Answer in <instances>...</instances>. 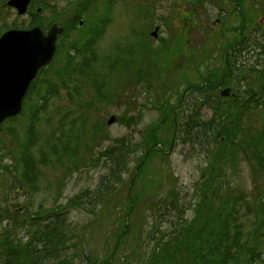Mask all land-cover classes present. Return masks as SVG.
<instances>
[{"label": "rangeland", "instance_id": "374dc122", "mask_svg": "<svg viewBox=\"0 0 264 264\" xmlns=\"http://www.w3.org/2000/svg\"><path fill=\"white\" fill-rule=\"evenodd\" d=\"M6 1L0 0V32L7 28L24 29L29 22L26 15L17 16L15 11L7 10L3 6ZM212 1L211 4L206 0L204 7L208 16L202 11V5L199 8L194 6L186 13L180 12L178 16L180 22L177 24V29L182 30L183 34H187L186 26L194 25L193 20L197 14L200 19V24L192 32H198V47L204 50L201 53L195 50V54L191 56L188 53L191 49L186 51L183 44L185 38L180 42L172 38L174 43H168L166 49L159 43L151 41L149 33L153 30L154 24L158 25L159 22L156 16L153 17L151 2L118 0L110 18V26L99 38L98 43L93 45L97 53L94 57L97 59L91 62L88 58L86 62L89 66L85 71L82 73V68H78L79 71L74 74L76 80L67 84L61 79L64 71L61 62L70 51L69 47L66 50L62 46L64 43L69 44L72 39L82 40L85 35L87 36L86 29L75 28V22L68 26L69 36L60 38L54 64L43 73L44 78L39 75L38 80H41V83L37 82L32 92L33 96L38 90L37 93L43 96L49 84L56 87L55 97L51 98L34 124L37 140L30 148V154L40 164L37 166L38 191L32 195L27 194L25 182V176L30 172L29 163L25 158L18 157L21 148H26L24 146L29 137L28 130L31 125L29 123L32 122L29 114L33 112L39 95L36 97L34 95L32 101L31 98L26 101L21 116L7 120L0 126V215H5L3 219H6V215L10 212H25V207L44 214L68 206L69 201L78 199L77 195H81L86 190L91 191L101 184L109 171L110 148L119 145L122 139L131 147L135 146L132 150L123 149L128 152L127 157L123 159L125 165L122 163L117 174L111 179V191L108 195L100 193L102 197L91 207L88 205L82 207L83 205H80L82 201L79 199L80 202L67 212V223L76 226L74 229L76 238L70 243L78 242V244L76 249H71L68 253L61 252L58 258L49 259L50 264H56L65 255L71 261L70 257L76 251L84 252L83 255L87 259L84 264H100L106 258L110 260L109 264H124L126 257L145 254V249L135 248L134 235L129 233L125 239L119 236L124 226L129 229L128 224H130L131 227L140 229L145 237L153 230L151 226L154 221H160V230L170 232L172 228L168 221L174 214L170 211L163 214L156 212L158 207L156 201L160 199L162 202L173 192L174 195L177 193V200L193 205L191 198L194 195V198L197 197V193L194 194L195 185L198 183L200 170L206 165V155L210 153L212 144L207 140L204 141L205 137L203 138L202 135L204 132L200 130L201 128H193L190 143L183 140L180 133L171 144L174 121L176 116L179 117L180 113H183L179 101L181 94L190 84L206 86L210 93L214 91V94L205 95L208 102H214L218 98L220 91L216 88L232 89V85L234 87L232 78L219 87L216 80H221V77L215 78L213 75L216 74L209 72L214 66L221 64L220 71L225 73L231 58L224 59L222 63L212 50L217 42H220L219 44L228 42L232 45L239 43L238 39L234 40L232 33L221 28L222 21L218 23L216 20L220 14H224L219 9L222 4L223 8L228 5L229 11L232 10L231 1L226 0L224 3L222 0L220 3H216L219 0ZM246 1L245 14L247 20L251 21L247 26H257L258 32H264V0ZM92 2L95 3V0ZM84 3L86 2L82 0H54V6L41 13L39 22L46 28L51 23L62 26L67 23L65 19L76 12L75 7L78 8ZM158 3L156 1V4ZM171 5V2L164 4L162 11L169 13L165 10V6L169 8ZM156 7L160 11V3ZM235 11L234 8L231 14H235ZM85 15L86 13L82 16L79 14V18L84 19ZM184 17L189 20L183 19ZM232 19L231 22H225L227 26L242 25V21L237 17ZM185 21L187 23L183 27ZM205 24L213 33H218L213 34L217 36L211 37V34L202 33ZM46 28L41 27L43 30ZM206 40H209L207 44H203L202 42ZM80 43L76 45L78 50ZM177 51L183 53L178 54ZM79 52V59L82 58L83 61L86 54L81 50ZM130 58L135 64L138 63L135 67L136 71H141V66L154 58L158 67L162 69L161 72H166L160 75V84L154 85L155 89L146 90L141 86L132 89L133 84L128 80L126 72H121V68L127 67ZM189 59L195 61L193 65L189 64ZM187 64L190 66L186 67ZM92 80L96 83L92 84ZM163 82L164 87L161 85ZM39 85L41 86L38 89ZM133 96L136 101L132 99ZM186 102L191 105L193 100H185L184 103ZM137 103L144 107L133 124V130H129V117L135 114L133 111ZM147 104L150 108L146 106ZM203 108L200 118L206 121L210 118L212 110L210 107ZM192 111L190 108V113H184L185 117L180 128ZM111 115L116 120L113 124L107 125L106 120ZM262 118H264V106L255 110L251 126H259ZM52 146L55 148L53 149ZM45 154H48L47 162L44 161ZM147 155L149 157H146ZM238 158L233 184L240 190L239 192L242 191L250 196L254 186L252 171L246 160ZM17 160L22 161L16 164ZM153 215L158 217L153 219ZM162 215L169 216L162 217ZM186 215L191 219V210ZM248 223H254L252 214L248 215ZM262 238L264 239V233ZM74 262L78 260L74 259ZM128 264H138V262L132 259Z\"/></svg>", "mask_w": 264, "mask_h": 264}, {"label": "trees", "instance_id": "16d2710c", "mask_svg": "<svg viewBox=\"0 0 264 264\" xmlns=\"http://www.w3.org/2000/svg\"><path fill=\"white\" fill-rule=\"evenodd\" d=\"M82 1L86 3L79 5L78 8L82 10V15L87 13L89 26L87 36L82 38L83 41L74 39L75 41L69 47V51L73 48L76 54H67L68 63L63 66L64 71L61 75V79H64V76L69 78V83L76 80L74 74L79 71L78 68H82L83 73L89 66L86 60L89 58L92 62V57L97 54L93 46L97 39L94 38L102 29V20L108 16L110 10L107 7L104 11H100L99 4H95L103 0H95V3L92 2L93 0ZM246 22L251 23L247 20V16ZM68 34L67 32L66 36ZM79 43L78 50L76 45ZM247 48L245 58L232 61L231 74L228 73V69L225 70V79L232 78L234 83L231 97L218 96L214 102H208L205 98V95H210L208 88L196 85L194 90L197 91V95L190 99L193 100L192 104L188 105L186 102L187 105L180 107L183 108L182 115L185 112L190 113V108L193 110L181 128L180 117L176 116L177 137L181 133L183 140L190 143L193 128H201L200 130L205 134H202L203 138L205 137L204 141L207 140L212 144L210 153L206 155V165L200 170L199 180L195 185L194 194L196 192L197 197L194 198L193 194L194 197L191 198L193 205L177 200V193L174 195L173 192L162 202L160 199L155 200L158 206L156 212L163 214L170 211L174 214L168 221L172 228L170 232L160 230V221L153 223L151 226L153 230L145 237L140 229L133 228L130 224H128L129 229L124 226L119 236L125 239L130 233L135 236V248L145 249L144 255L139 253L126 257L124 264H128L132 259L138 264H264V239L262 238L264 231L259 228V225L249 231L251 226L252 229L259 222L261 225L264 222V118L261 119L259 126H251L255 110L264 106V32L259 35H249ZM80 50L86 54L83 61L82 58L79 59ZM137 66L138 63H134V67ZM56 75L58 76L59 73ZM213 76L218 78V75ZM94 82V80L91 81L92 84ZM136 107L137 104L133 111L135 114L129 117V129L137 121ZM203 107H210L212 110L213 115L209 121H203L200 118ZM45 108L46 105L37 101L35 110L29 114L32 122L29 123L31 125L28 130V141L24 146L26 148H21L18 157L25 158L30 166V172L25 176L26 191L30 195L38 191L37 166L40 164L30 154V148L37 140L34 124ZM173 111L174 109L171 110V114ZM195 138L194 136V140ZM134 147L124 143L122 139L119 145L110 148L108 150V159L111 161L109 171L100 182L101 184L91 191L86 190L81 195H77L78 199L69 201L68 206L47 211L44 214L25 207V212H10L6 215V219H3L5 215H0V264H50L48 260L52 257L58 258L61 252L68 253L71 249H76L78 242L70 243L76 238L74 233L76 226L67 223V212L80 202L79 199L82 201L80 204L83 205L82 207L84 205L91 207L102 197L100 193L108 195L111 191V179L117 174L120 165L122 163L125 165L123 159L127 157L128 152L123 149L132 150ZM47 155L44 156L46 162ZM148 155L146 157H149ZM104 156L107 157V155ZM238 157L246 160L252 171L254 186L250 196L242 191L239 192L240 190L233 184ZM21 161L17 160L16 164ZM24 165L23 163V167ZM189 210H191V219L186 215ZM250 214L253 215V224L248 223ZM168 216L162 215V217ZM164 222L167 223V221ZM83 254L84 252L81 251L74 252L70 257L71 261L65 255L56 264H77L78 262L84 264L87 259ZM74 259L78 262L75 263ZM109 263L110 260L106 258L100 264Z\"/></svg>", "mask_w": 264, "mask_h": 264}, {"label": "flooded vegetation", "instance_id": "af4514ba", "mask_svg": "<svg viewBox=\"0 0 264 264\" xmlns=\"http://www.w3.org/2000/svg\"><path fill=\"white\" fill-rule=\"evenodd\" d=\"M149 2L152 3L153 5V9H152V13H153V17H157L159 22L158 25L154 24L155 26L153 27V30L149 33V37L151 39V41L156 42L157 44L159 43L160 46H163L164 49H166V45L168 43H174V40L172 41L171 39H177V42H180L182 39L183 40V44L185 45V49L186 51H190L188 53L191 54V56H193L195 54V50L198 53L199 52H203L204 48H200L198 47V32H192L194 31L197 26L200 24V19L198 18V14L195 16V19L193 20L194 25H188L186 26V21L185 24L183 25L186 26V31L187 34H183L182 30L177 29V24L180 22L178 20V16L181 13H186L191 11L194 6H198V8L200 7V5H202V11L205 13L206 16H208V12L207 10L204 9L205 5H206V0H148ZM156 1H158L160 3V11L159 8L156 7L158 6V4H156ZM223 3L226 0H222ZM232 3V10L235 8V14L232 13V10L229 11L230 7L225 6V8H223V4L221 6H219L220 11H223L224 14H220V17H218L216 20L217 22H221V28L224 30H227V32L232 33L233 34V38L234 40L238 39V44L237 45H232L231 43H221L217 42L213 47L214 49L212 50L213 52H215L219 58L220 61L226 59V58H231L230 62L227 63V68L228 69V73L231 74V66H232V61L235 59H243L246 57V52H247V39L248 36L251 35H259L260 32L257 26H247V22H246V0H230ZM49 2H51L52 4H49ZM170 2L172 3L171 7H166L165 6V10L169 11V13L167 12H163L162 9L164 7V4H170ZM209 2L212 4V0H209ZM221 1H216V3H220ZM228 2V0H227ZM227 4V3H226ZM43 7H47V5L49 6V8L54 6V0H46L43 1L42 3ZM103 5V4H102ZM244 6V7H243ZM29 7L31 8V6L29 5ZM101 7V11H103L105 8V6H100ZM116 7V5H113L110 8L111 12H114V8ZM234 7V8H233ZM35 10L38 9L37 7L34 8ZM76 9V7H75ZM139 10H141V8H137ZM9 11H14V9L9 8ZM33 11V10H32ZM156 11H159L158 14H155ZM76 13V12H75ZM31 15L33 16V13L31 12ZM28 17H30V10L29 13L27 15ZM237 17L238 19H240L242 21V25L243 27H234V26H227V22H231L234 18ZM183 19H186L187 21L189 20V18L184 17ZM225 23V24H224ZM240 28V29H239ZM160 31V34H158V32ZM202 33H207L208 35L211 34L212 36H217V35H213V34H218V33H213V31L209 28L208 25L205 24L204 28L201 31ZM159 35V37H158ZM158 37V38H157ZM157 39V40H156ZM204 39V38H203ZM207 41H203V44H207ZM153 42V43H154ZM177 44V43H176ZM212 52V53H213ZM178 54H182V51H177ZM242 56V57H241ZM200 58V57H199ZM154 58L149 59L148 63H145L142 67L141 71H136L135 67H134V63L133 60L130 58L129 59V63L127 65V67H123L122 68V72H127V75L130 76L129 81L133 84L132 89L134 90V88H138L139 86L144 87L146 90H150V89H155L156 84H160V75L166 73V72H161L162 69H160V67H158L157 62ZM146 60V59H145ZM190 60V59H189ZM55 59L51 60V62L41 68L39 70V74L37 76V78L35 80H33V82L30 85L29 90H34L38 79H39V75H41V77H43V73L50 69L52 67V65L54 64ZM195 61L190 60V65H193ZM189 64H187L186 67L190 66ZM181 65H179L180 67ZM222 65H216L214 66V68L212 70H209V72L214 73L216 75H218V77H221V80H216V82L218 81L219 87H221L222 84L225 83L226 81V75L225 73H222L220 71V67ZM178 67V68H179ZM160 69V70H159ZM136 71V72H135ZM187 71V70H186ZM135 72V74H134ZM139 77V79H137V77ZM169 77V76H168ZM167 77V78H168ZM44 78V77H43ZM166 78V80H167ZM227 80H229V78H227ZM147 83V84H146ZM137 85V86H136ZM161 85L164 87L165 84L164 82L161 83ZM41 85H39L40 87ZM49 86V85H48ZM157 88V87H156ZM196 88L195 85L190 84L189 86L186 87V89H188V91H183V94H181V100L179 101V106L180 105H184V101L186 100H190L191 97L193 98L195 95H197V91H195L194 89ZM224 87L221 88H216L217 90H221ZM158 89V88H157ZM143 90V89H142ZM193 91V92H192ZM192 92V93H191ZM220 93V92H219ZM210 94H214V91H211ZM132 99H134L136 101V98L133 96ZM183 102V103H182ZM148 108H150V105L147 104L146 105ZM143 105L138 104L137 103V111L141 112V110L143 109ZM175 118V117H173ZM180 121L182 122V119L180 118ZM176 122V120H175Z\"/></svg>", "mask_w": 264, "mask_h": 264}, {"label": "water", "instance_id": "95a60500", "mask_svg": "<svg viewBox=\"0 0 264 264\" xmlns=\"http://www.w3.org/2000/svg\"><path fill=\"white\" fill-rule=\"evenodd\" d=\"M29 0H10L7 5L19 15L26 11ZM81 24V23H80ZM63 29L52 26L44 36L39 28L27 31L11 30L0 38V125L8 118L18 115L22 100L38 69L46 65L55 52L57 36ZM222 97L230 95V89L220 91ZM206 108V107H205ZM211 111V110H210ZM211 116L206 121H209ZM115 122L112 115L107 125Z\"/></svg>", "mask_w": 264, "mask_h": 264}, {"label": "bare ground", "instance_id": "6f19581e", "mask_svg": "<svg viewBox=\"0 0 264 264\" xmlns=\"http://www.w3.org/2000/svg\"><path fill=\"white\" fill-rule=\"evenodd\" d=\"M98 39H99V37H98ZM98 39L96 40V44L98 43ZM101 53V52H100ZM99 53V54H100ZM99 56V55H98ZM97 58L96 57H94V59H93V61L92 62H94L95 60H96ZM99 61V60H98ZM65 82H67V84L69 83V78H67L66 76H64V79H63ZM38 82L39 83H41V80H38ZM94 83H96V81L94 82ZM40 87H38V89H39ZM38 92V90L35 92V97H36V95H39V98L38 99H40L42 96H41V93H37ZM37 93V94H36ZM48 93V94H47ZM55 94H56V87H54V86H47L46 87V89H45V93L43 94V96H46L47 95V97L48 98H53V97H55ZM30 101H32V100H30ZM48 104V103H47ZM46 104V105H47Z\"/></svg>", "mask_w": 264, "mask_h": 264}]
</instances>
